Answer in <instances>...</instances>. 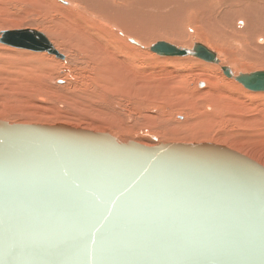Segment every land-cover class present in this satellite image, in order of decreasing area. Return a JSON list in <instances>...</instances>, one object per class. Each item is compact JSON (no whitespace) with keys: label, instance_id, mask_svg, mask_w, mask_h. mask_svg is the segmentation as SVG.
Wrapping results in <instances>:
<instances>
[{"label":"water","instance_id":"1","mask_svg":"<svg viewBox=\"0 0 264 264\" xmlns=\"http://www.w3.org/2000/svg\"><path fill=\"white\" fill-rule=\"evenodd\" d=\"M0 43L59 55L36 30ZM221 69L264 92V71ZM0 264H264V165L216 143L0 121Z\"/></svg>","mask_w":264,"mask_h":264},{"label":"rangeland","instance_id":"2","mask_svg":"<svg viewBox=\"0 0 264 264\" xmlns=\"http://www.w3.org/2000/svg\"><path fill=\"white\" fill-rule=\"evenodd\" d=\"M68 1L79 7H69V12L78 14L69 20L63 18L66 15L56 4L69 5L60 0H0V38L5 31L36 30L47 36L63 56L0 43V121L67 124L110 133L121 142L135 141L146 146L173 142L216 143L264 165V92L246 89L221 69L230 67L236 76L239 72L264 71V65L259 62L264 54L257 48L254 34L247 36L246 41L231 34L234 16L225 19L222 29L210 28L211 41H204L197 34L189 36L182 26H174L180 35L176 33L177 37L167 38V24L165 28L157 25L156 29L161 27L164 32L161 28V32H156L151 26L142 32L140 26L130 22L128 17L140 16L134 7L136 0H102L104 4L94 0L96 5L93 0ZM120 5L129 7L128 15L123 16L125 7L121 9ZM103 7L108 9L102 10ZM159 13H155L159 18L152 13L148 17L157 23L167 19ZM92 15L117 25L119 31H113L134 48L116 42L110 35L111 30L97 24L98 19ZM96 24L106 32L109 30L110 36H101L95 29ZM168 40L182 44L180 48L189 56V47L196 49L197 42L215 53L218 63L199 61L200 58L180 59L178 63L162 59L161 50L156 48L162 43L168 45ZM159 60L164 63H158ZM100 61L104 71L97 75ZM203 76L207 79H202Z\"/></svg>","mask_w":264,"mask_h":264},{"label":"bare ground","instance_id":"3","mask_svg":"<svg viewBox=\"0 0 264 264\" xmlns=\"http://www.w3.org/2000/svg\"><path fill=\"white\" fill-rule=\"evenodd\" d=\"M76 1H78V0H76ZM106 1H108V0H106ZM127 1L130 2L131 0H127ZM60 2L69 5V6H65L64 7V6H60V5L56 4L57 7L60 8L63 11L62 14L66 15L64 17L62 16L63 18L66 17L67 20H69L71 18H76L78 16V14H76L75 12H72V11L69 12L70 11L69 7L74 8V9H79V7H77L76 5L70 3L68 0H60ZM101 2H102V0H101ZM92 3H94V0L92 1ZM102 3L104 4V2H102ZM109 3H111V2L109 1ZM94 4L96 5V3H94ZM121 4H122V2H121ZM144 4L148 8H146L144 6ZM127 5L129 6V4H127ZM100 6H101V4H100ZM122 7H125V6H121V9H122ZM126 7L124 8L123 16L128 15L127 9L129 7L128 8H126ZM134 7L140 12V16H136V17H131L130 16V17H128V19L130 20L131 23H133L134 26H140L142 32H145V31L147 32L150 29L149 26L153 27V30H154V29L159 27L157 25H161L163 27V26H165L167 24V26H165V27H169V31L167 30L168 33H169V34H167L168 35L167 38L169 36H170V38L171 37H175L176 33H178L177 30H176L178 28H175L174 26H176V27L182 26L184 28L183 31L185 33L187 32L189 36H191V35L194 36L195 34H197L198 36L203 37L204 41L205 40L206 41H208V40L211 41V37L210 36L212 34V31H210V28L213 27V26H216L215 28L219 29V28H221L224 25L223 23H224V21H225V19L227 17H231L232 18V16H234V19H235L234 26H232V28L234 27V31L231 34L235 33L239 38H242L245 41H246V37L247 36H249L251 34H254V36H255L254 38L255 39H253V40H255V43L258 45L257 48L260 47L259 49L261 51H263V53H262L260 50H258V51H260V52H258V54H260V53H262V55L264 54V45H261V44H264V0H142V1L141 0H136L135 3H134ZM144 7L148 10V12L145 10ZM138 8H140L141 10L138 9ZM184 8L186 9L185 11H184ZM101 9L106 11V9H108V7H106V8L103 7ZM118 9H119V6H118ZM114 11H116V9ZM182 11H184V14H180V12H182ZM157 12L158 13L160 12L159 14H162L161 17L164 16L165 18L167 17V19L166 20L162 19L163 22L161 20L160 21L158 20L159 22L157 23L153 18L148 17V13L155 14ZM49 14H51V13H49ZM152 14H151V16H154ZM155 15H157V18H159L158 16H160L158 14H155ZM92 16L94 18L98 19V23L97 24L106 26L108 29L111 30L110 31V33H111L110 35L113 36L112 38L116 42H124L113 31V29H116L117 31H119V27L117 25H113V24H111L109 22H106V21H104L102 19H99V18H97L94 15H92ZM154 17L156 18V16H154ZM228 19H229V21L231 20L230 18H228ZM229 21H227V22H229ZM181 23H182V25H181ZM97 24L95 26V29L99 31L100 35L103 36V37H109L110 36L108 34L109 30L107 29L108 32H106V31H104L105 28L102 29V28H100L101 26H99ZM227 24H229V23H227ZM131 27H133V26L131 25ZM165 27H163V28H165ZM160 28L156 29L155 31L156 32L157 31L161 32L162 28H161V30H160ZM227 28H229V27H227ZM138 29H137V32H138ZM224 29L225 28L223 27V30ZM134 31H136L135 28H134ZM178 31H179V29H178ZM180 32L182 34H184L182 31H180ZM216 33H218V32H216ZM229 33H230V31L227 34H229ZM127 34H132V33L131 32H127ZM182 37H183V35H182ZM173 39H175V38H173ZM222 39H223V37H222ZM143 40H142V42H143ZM218 40H220V39H218ZM130 41H131V43L139 45V43L136 42L135 40H130ZM181 42H183V38H182ZM185 42H187V40ZM124 43L129 48H134L133 46L129 45L128 43H126V42H124ZM143 45H146V43L144 42ZM181 45L182 44H178V43L176 44L175 42L173 43L172 41L170 42L168 40V45H165V44L162 43V45L161 46L158 45L157 47H159V46L160 47L156 48V49L161 50V51H159V54L163 55L162 59L165 58V59L171 60V61H173L175 63H178V61L180 59H187V58L198 59L199 58L196 55V50L198 49V47H200L199 44H197V42L195 43L196 49H194L192 46L189 47V49H190L189 53L191 54L190 56L187 53H185L186 51L185 52L182 51L184 49L180 48ZM155 46H156V44H155ZM53 48H54V46H53ZM54 50H55V48H54ZM253 51H254V49H253ZM54 55H56V54H54ZM56 56L59 57V58H63V56L60 55V54L56 55ZM233 56H235V55H233ZM195 57H197V58H195ZM198 60L200 61L201 58L198 59ZM198 60H195V61H198ZM160 61L163 62V60H159L158 63H160ZM201 61H204V60H201ZM198 62H196V63H198ZM256 62H258V61H256ZM259 62H261L260 64L264 65V57H262ZM96 71H97L96 72L97 75L99 73H100V75L103 74L104 67L101 64V61L99 62V66L96 67ZM234 74L236 76V73H234ZM237 74H238V72H237ZM239 74H240V72H239ZM174 75H176V74H174ZM202 79H207V77L203 76ZM210 79H213V78H210Z\"/></svg>","mask_w":264,"mask_h":264}]
</instances>
